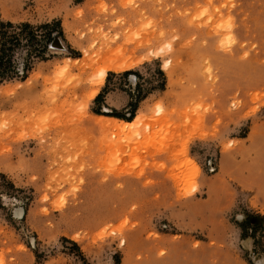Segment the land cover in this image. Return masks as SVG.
<instances>
[{"label": "rangeland", "instance_id": "rangeland-1", "mask_svg": "<svg viewBox=\"0 0 264 264\" xmlns=\"http://www.w3.org/2000/svg\"><path fill=\"white\" fill-rule=\"evenodd\" d=\"M0 23L33 27L0 67V264H264V0H0ZM108 53L130 68L100 85Z\"/></svg>", "mask_w": 264, "mask_h": 264}, {"label": "trees", "instance_id": "trees-1", "mask_svg": "<svg viewBox=\"0 0 264 264\" xmlns=\"http://www.w3.org/2000/svg\"><path fill=\"white\" fill-rule=\"evenodd\" d=\"M44 29H50V25L43 26ZM33 30V27L28 24H23L20 26H14L13 24H4L0 23V37L3 39L2 41V48L0 49V67L4 64L5 58H7L6 54V45L8 44H15L19 45V38H21L25 32ZM53 31V30H52ZM53 32H49L45 37L47 42H52ZM32 42V39L30 40ZM10 57V56H8ZM9 61V60H8ZM4 74H0L3 76Z\"/></svg>", "mask_w": 264, "mask_h": 264}, {"label": "bare ground", "instance_id": "bare-ground-1", "mask_svg": "<svg viewBox=\"0 0 264 264\" xmlns=\"http://www.w3.org/2000/svg\"><path fill=\"white\" fill-rule=\"evenodd\" d=\"M99 62L103 63V65L105 66V68H102V71L100 73V85L103 84V82L105 81L106 77H107V73L109 71H123V70H127L130 68V66H125V65H119L116 63L115 58L113 55H111L110 53L108 54H103L100 57ZM97 95V91L93 93L92 98H94ZM138 118H136L133 122H125V121H119V120H114V122L116 124H119L121 126V130L119 131V133H124L126 128L132 127L137 123ZM190 165L194 166L193 163H190Z\"/></svg>", "mask_w": 264, "mask_h": 264}]
</instances>
